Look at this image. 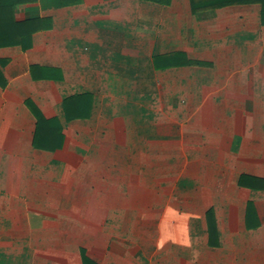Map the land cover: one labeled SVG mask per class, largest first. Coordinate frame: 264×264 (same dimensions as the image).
Masks as SVG:
<instances>
[{
  "label": "crops",
  "instance_id": "obj_1",
  "mask_svg": "<svg viewBox=\"0 0 264 264\" xmlns=\"http://www.w3.org/2000/svg\"><path fill=\"white\" fill-rule=\"evenodd\" d=\"M261 10L15 4L0 264H264Z\"/></svg>",
  "mask_w": 264,
  "mask_h": 264
},
{
  "label": "trees",
  "instance_id": "obj_2",
  "mask_svg": "<svg viewBox=\"0 0 264 264\" xmlns=\"http://www.w3.org/2000/svg\"><path fill=\"white\" fill-rule=\"evenodd\" d=\"M25 0H0V45L19 43L17 32L20 24L14 20V6ZM167 2V0H157ZM194 10L223 7L232 4L257 3L261 5V16L264 23V0H191ZM14 33V34H13ZM16 34V35H15Z\"/></svg>",
  "mask_w": 264,
  "mask_h": 264
}]
</instances>
